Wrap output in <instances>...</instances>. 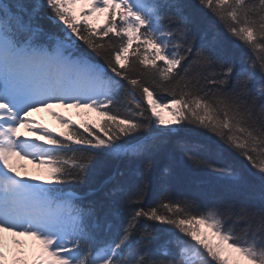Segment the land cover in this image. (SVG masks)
<instances>
[{"label": "snow or ice", "instance_id": "1", "mask_svg": "<svg viewBox=\"0 0 264 264\" xmlns=\"http://www.w3.org/2000/svg\"><path fill=\"white\" fill-rule=\"evenodd\" d=\"M197 3L247 49L246 67L237 71L234 60L215 55L208 44L195 47L180 0L0 3V264H264V208L227 204L193 211V202L170 199L164 190L146 205L141 173L129 187L113 184V191L125 194L120 207L127 211L126 219L113 224L75 191H65L69 183L84 182L95 164L146 151L153 139L150 124L187 123L212 132L246 160L260 176L264 200V0ZM45 7L59 31L38 23ZM94 14H103L101 24ZM78 41L103 64L81 51ZM122 89L123 103L117 99ZM53 107L88 110L82 114L101 119L77 128ZM161 109L175 119L165 120ZM42 110L66 131L53 135L38 124L32 113ZM22 129L33 138H21ZM142 131L148 133L143 142L134 135ZM180 131L167 127L159 135ZM184 150L196 166L234 186L247 184L240 169L203 156L207 145ZM24 160L42 169L43 183L29 182L41 175L21 177ZM115 179L109 176L106 183ZM141 219L170 226L169 238L153 248L160 230L141 227ZM101 232L111 238L101 239Z\"/></svg>", "mask_w": 264, "mask_h": 264}, {"label": "trees", "instance_id": "2", "mask_svg": "<svg viewBox=\"0 0 264 264\" xmlns=\"http://www.w3.org/2000/svg\"><path fill=\"white\" fill-rule=\"evenodd\" d=\"M3 2H6V0H0V3ZM20 2L30 6L32 0H20ZM180 2L184 5V14L190 20V26L195 37V47H199L202 43L208 44L215 55L223 59L234 60L237 71L241 67L247 66L242 63L243 57L248 54L247 49L230 37L224 28L201 8L197 0H180ZM48 11L46 7L42 9L41 14L44 18L39 19L38 23L43 25L45 29L59 31L62 26L53 25L47 19ZM104 39L107 40L108 38L105 37ZM77 43L81 51L88 52L95 62L103 64V60L91 53L83 42L78 41ZM109 75H111L110 72ZM147 82L151 83V80ZM121 83L127 86L126 82L121 81ZM256 83L259 86L261 81L257 80ZM229 87H231V84ZM157 92L165 101L168 99L167 95L159 89H157ZM124 95L125 93L122 89L117 97L122 103L124 102ZM261 102L264 103V101ZM118 107L122 108V104L118 105ZM144 107L147 108L146 103ZM147 114L151 115L150 112ZM99 119L101 118L97 115L92 119L88 115H83V117L76 119L74 123L79 128L83 121L93 124ZM167 127L181 129V131L179 134L173 133L171 136L161 138L159 133L166 130ZM149 129L153 133V139L149 143L147 150L142 154L121 159H108L95 164L90 168L84 182L69 183L65 187V191L69 190L78 193L83 198V203L90 204L102 221L106 218L113 224L126 219L127 216V211L120 207L125 194L119 188L113 191V184L129 187L138 182L141 173H143V178L147 182V194L144 201L146 205L155 203L160 192L164 190L170 199L193 202V211L202 212L213 206L220 207L227 204H235L237 207L246 206L250 209L264 208V200H261L258 195L261 181L257 171L252 169L246 160L225 145L212 132L187 123L183 124V126H162L152 123L149 125ZM79 130L83 131L82 129ZM64 131H66L65 128L58 129L53 135ZM134 135L138 136L139 140L143 142L144 137L148 133L142 131ZM201 144L207 145L209 148L208 152L202 153L203 156L221 166L238 168L243 172L247 178V184L241 185V193H235L227 190V188L225 190L222 185L229 184L228 186H232L227 179L221 177L219 178L221 181H216L217 179H214V175H212L214 172L208 167L196 166L189 159V154L184 150L185 146ZM74 147L79 146L74 145ZM146 164L150 165V167L145 168ZM113 175L116 179L112 183H106L107 178ZM229 224H231V221H229ZM140 226H148L152 229L160 230L159 239L153 241V248L169 238L165 233L170 229V226L159 225L156 222L145 219H141ZM241 227L242 224L238 225L237 231ZM171 231L175 233L174 229ZM175 234L178 235L179 233ZM100 238L109 239L111 237L101 232ZM135 239L136 237L134 236L133 240ZM185 239L188 238L185 237Z\"/></svg>", "mask_w": 264, "mask_h": 264}, {"label": "rangeland", "instance_id": "3", "mask_svg": "<svg viewBox=\"0 0 264 264\" xmlns=\"http://www.w3.org/2000/svg\"><path fill=\"white\" fill-rule=\"evenodd\" d=\"M79 7L80 5H77L76 8L77 10H79ZM96 16H98V19L95 20V22H98L99 20L103 19V14H94ZM79 109H76V108H60V107H54L53 109H51V111H55V112H58L60 113L63 117L65 116V118L67 119H74V121L76 119H79V117H83V114L84 112H87L88 110L84 111V110H79ZM161 114L163 116V118L165 120H170V119H173V115L171 112H169L167 109H161ZM69 112H75L76 114L73 116V118H71V116L68 115ZM88 116H90V119H92L93 117L96 116L95 113H91L89 112L88 113ZM32 118L36 120V122L38 124H41L43 125L45 128H48V129H51V132L52 134L59 128L63 129L64 127L62 125H60L59 122H57L50 114L48 111H40V112H35V113H32ZM22 132H23V136L21 138H27V139H32V135L31 133L27 132V131H24L22 129ZM38 143H42V138L40 140L37 141ZM22 163L25 165L24 168H22L24 174L28 172V175H34L35 173L37 175H41L42 174V170H40V168H37L36 164L34 163H30L28 160H24L22 161ZM219 163V162H218ZM221 164V162H220ZM212 175L214 179H217L216 181H221L219 178H221L220 176H218L216 173H213ZM30 183H43L44 180H43V176L41 175V179L38 180V181H29ZM205 183V182H204ZM229 184L227 185H222L224 186L223 188L226 190H230V191H233L235 193H241V186H228ZM231 185V184H230ZM230 188V189H229ZM201 230L202 231H209L207 229H204L203 226L201 225ZM209 234H210V231H209ZM10 234H5V236L7 237V245H8V241L12 240L13 237H9ZM15 239H21V240H28L29 238H26V237H15ZM31 243H34L32 241H30Z\"/></svg>", "mask_w": 264, "mask_h": 264}, {"label": "bare ground", "instance_id": "4", "mask_svg": "<svg viewBox=\"0 0 264 264\" xmlns=\"http://www.w3.org/2000/svg\"><path fill=\"white\" fill-rule=\"evenodd\" d=\"M53 108H54V107H53ZM21 163H22V161H21ZM40 170H42V169H40ZM20 173H21V177H24L25 179L27 178V176H29V175H28V172H27V174H26V173L24 174V172H23L22 169H20ZM35 174H36V173H35ZM36 175H37V174H36ZM9 237H12V236L9 235ZM28 240H29V239H28ZM11 241H12V240L8 241V247H10V248H11V247H14V245L11 244ZM29 243H31V242L29 241Z\"/></svg>", "mask_w": 264, "mask_h": 264}]
</instances>
